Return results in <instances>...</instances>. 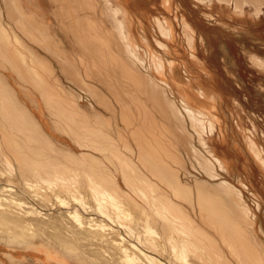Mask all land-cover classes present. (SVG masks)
I'll list each match as a JSON object with an SVG mask.
<instances>
[{
    "label": "bare ground",
    "instance_id": "obj_1",
    "mask_svg": "<svg viewBox=\"0 0 264 264\" xmlns=\"http://www.w3.org/2000/svg\"><path fill=\"white\" fill-rule=\"evenodd\" d=\"M77 1L73 10L66 7L69 23L63 18L58 27L65 39L74 36L97 53L91 67L98 78L86 60L68 61L63 37L20 0H0V245L41 249L69 264H264L255 214L222 175H231L239 156H221L211 143L217 131L229 147L218 116L224 95L209 63L198 57L195 27L181 17L190 55L182 65L185 72L189 66L203 70L205 84L199 74L185 80L174 70V17L151 0ZM195 1L230 6L246 23L264 6V0ZM161 4L170 11L173 0ZM198 38L208 55L206 36ZM244 51L264 74V56ZM82 93L90 96L84 105ZM39 100L51 126L78 150L46 130L35 112ZM232 102L241 105L234 96ZM234 123L239 132L250 130ZM246 137L264 172V148ZM238 183L248 188L241 178Z\"/></svg>",
    "mask_w": 264,
    "mask_h": 264
},
{
    "label": "rangeland",
    "instance_id": "obj_2",
    "mask_svg": "<svg viewBox=\"0 0 264 264\" xmlns=\"http://www.w3.org/2000/svg\"><path fill=\"white\" fill-rule=\"evenodd\" d=\"M151 2L156 5L157 8L159 7L158 9L163 11L164 15L174 17V63L176 67L174 70L177 69V72H179L181 77H183L185 80L187 78L193 80L196 74H199L201 82L205 84L208 76L203 70L197 69L196 66L191 67L192 69L189 66L188 68L190 71H184L182 62L190 59V55L186 49L184 38L182 37L180 25L181 17H187L188 21L197 30V33H202L208 40L207 45L209 46V54L207 55L208 52L204 50L203 46H200L197 34L196 51L199 59H204L207 63H209L208 67L214 72V77L218 88L224 95V100L220 106V112L218 116L221 120L222 128L224 130L229 147L227 148L225 146L223 148L220 134H218L217 131L212 134L211 143L221 156L225 155L229 157L231 155L234 156L233 153L238 154L239 160H237V162H232L231 164V175L227 176L224 173L222 175L225 176L223 178L229 179L232 183L240 188L246 203L255 214V229L257 231L259 240L264 245V172H262V170L252 159L249 154L248 146L246 145V136L251 135L255 137L258 145L264 148V91L260 88L261 83L264 85V74L251 66L244 51V49L251 50L261 56H264V6L262 7L263 11H261L258 18L255 17L254 20H250L248 23H246L240 21L239 18L231 12L232 10L230 6L229 8L227 6V10L219 8L218 4H216L217 1H214L209 7L206 3H200L195 0H173L170 11H167L162 7L161 0H151ZM149 7L154 14H158L157 9L154 8L155 6L150 4ZM246 9L249 12L251 11L248 8ZM205 12H211L213 17L210 19L206 18L204 16ZM235 23H237V25ZM221 26H223V28ZM244 32L246 34H243ZM152 35V31H149V38H151ZM167 56L171 57L170 55ZM182 70L184 73H182ZM13 80L11 81L14 83L18 96L26 99V95L21 90L20 85H18L15 79ZM29 95L36 99H39L40 97L37 93L32 92H29ZM82 95L83 97H86V100H82L80 102L84 105L87 103L86 101H90L87 99V97L90 98V96L83 93ZM176 96L177 94L174 90V98ZM233 96L238 98V101L241 104L238 106V109L232 106ZM38 102L39 107L35 109V112L38 114L42 123H44L43 125L46 127V130L56 141L70 145V147H72L74 150H78V148L73 143H71L65 134H60L57 130H55V128L51 126L42 101L39 100ZM27 103L30 104V101H27ZM98 109H100V107H98ZM234 121L240 122L242 127L250 130L246 131V133L237 131L235 126L236 123H234ZM229 137H231V139ZM192 172L200 176V178L209 179L201 171L192 170ZM239 178H241L248 185V188L239 185ZM0 264L69 263L63 260L61 261L55 259L54 257L48 258L41 249L30 252L18 248L11 249L0 245Z\"/></svg>",
    "mask_w": 264,
    "mask_h": 264
},
{
    "label": "crops",
    "instance_id": "obj_3",
    "mask_svg": "<svg viewBox=\"0 0 264 264\" xmlns=\"http://www.w3.org/2000/svg\"><path fill=\"white\" fill-rule=\"evenodd\" d=\"M2 1V0H1ZM58 1H60V3L58 2ZM20 0V2H21V5H22V7H24V9L27 11V12H31V13H33V15L39 20H41L42 21V23H44L46 26H48V29L54 34V33H56L57 35H56V37L57 38H59V39H61L63 36H66L64 33H63V31L61 32V28L59 29V23H58V20H60V21H62L63 20V18H65L63 21L66 23V22H68L69 23V21H70V18L68 17V15H70L69 13H68V11H71V10H73L72 8L70 9V7L71 6H74L75 4V2H74V0H70L71 2H69V0H67V5H65V6H63L64 4H66V3H64V1L62 0ZM75 1H77V0H75ZM66 2V1H65ZM73 2V3H72ZM78 2V1H77ZM53 3H55V4H53ZM56 3H58V4H56ZM2 4H3V2H2ZM60 4L62 5L61 7H59L60 6ZM70 4H73V5H70ZM4 5V4H3ZM2 5V6H3ZM24 5V6H23ZM55 5H57V6H55ZM55 7V8H54ZM56 7H58L59 9H60V11H59V9L57 10L56 9ZM63 7H65V10H63L64 8ZM66 7H68L69 9H68V11H67V8ZM63 8V9H62ZM56 9V10H55ZM62 9V10H61ZM63 12L64 13V11H66L65 13H64V15L62 14V15H60V12ZM36 12V13H35ZM66 13H67V15H66ZM38 14H39V16H38ZM66 16L68 17V18H66ZM56 17L57 18H59V17H61V18H59V19H56ZM66 19H68V20H66ZM63 21L62 22H60V24L61 23H63ZM49 24V25H48ZM62 25V27H64V25L63 24H61ZM54 26V27H53ZM58 28H57V27ZM56 27V28H55ZM55 28V29H54ZM53 29V30H52ZM60 30V31H59ZM54 31V32H53ZM58 31V32H57ZM62 33V34H61ZM25 35L23 34V36H22V38H24L25 39V37H24ZM70 37H72V41H70L71 40V38ZM70 37H69V39H68V37L65 39V37H63L62 39H61V42H62V44L65 46V48H66V51H67V53H68V55L70 56H68L70 59H67L68 61H70V60H72L73 61V63H74V61H76L77 60V62L78 63H80V59L81 60H86V64H87V66L89 67V69L92 71V72H94V74L96 75L97 74V76H95V77H99L98 76V72L97 71H95V70H93L92 68L93 67H91L92 66V64L94 63V61H96V57H97V53L94 51L93 52V54L91 55L88 51H86V50H84L83 49V47L81 46V42L80 43H78V41L79 40H76L75 41V37L74 36H71L70 35ZM74 37V38H73ZM25 40H29V39H25ZM67 40H69V42H67ZM28 42H31V41H28ZM65 43V44H64ZM73 43H74V46H73ZM76 44H78L77 46H76ZM72 45V46H71ZM69 46V47H68ZM71 47V48H70ZM74 47V48H73ZM81 47V49H79ZM67 48H68V50H67ZM74 50H76V51H74ZM69 51V52H68ZM72 51H74V52H72ZM79 51H80V53H79ZM85 51V52H84ZM66 53V54H67ZM73 53V54H72ZM79 53V54H78ZM86 53H88V55L86 54ZM94 53H96V55L94 54ZM40 54H42V55H45V56H48L47 55V53H44V52H42V53H40ZM71 54L73 55V56H71ZM75 54V55H74ZM78 55V58H76L77 57V55ZM79 55H80V57H79ZM87 55V56H86ZM93 55L94 56H96V57H93ZM82 56H83V58H82ZM74 57V58H73ZM91 57H92V59L94 60V61H92V59H91ZM80 58V59H79ZM86 58H88V59H86ZM73 59H75V60H73ZM78 59H79V61H78ZM91 59V60H90ZM52 61V60H51ZM89 63H88V62ZM77 62H75V63H77ZM92 63V64H91ZM91 64V65H90ZM55 67H56V69H58L57 68V65H55ZM67 84H69V83H67Z\"/></svg>",
    "mask_w": 264,
    "mask_h": 264
}]
</instances>
